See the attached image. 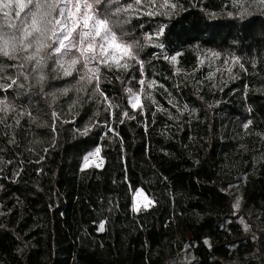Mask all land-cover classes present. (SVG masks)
Listing matches in <instances>:
<instances>
[{
	"label": "trees",
	"instance_id": "1",
	"mask_svg": "<svg viewBox=\"0 0 264 264\" xmlns=\"http://www.w3.org/2000/svg\"><path fill=\"white\" fill-rule=\"evenodd\" d=\"M176 2L119 0L142 70L49 62L39 86L0 56V264L264 263V8ZM138 189L154 205L134 212Z\"/></svg>",
	"mask_w": 264,
	"mask_h": 264
},
{
	"label": "snow or ice",
	"instance_id": "2",
	"mask_svg": "<svg viewBox=\"0 0 264 264\" xmlns=\"http://www.w3.org/2000/svg\"><path fill=\"white\" fill-rule=\"evenodd\" d=\"M101 3L106 7L98 9L97 6ZM110 3L117 5L115 11L108 6ZM133 3L138 7L140 0H133ZM256 6L264 8V0H256ZM164 7L175 9L178 7V0L176 3L165 4ZM235 7L240 10L244 5L236 3ZM132 11V5L127 8L119 7V0H94L93 3L88 0H0V56L19 61L16 65L17 76L31 79L34 85L39 86L45 80V69L49 62L55 66V71L65 77L72 76L74 72H83L80 79H87L89 83L93 79L98 81L99 67L96 65L99 64L127 70L131 67L129 61H135L142 70L143 62L139 60L138 53L133 51L134 47L141 46L122 42L110 27L111 18L120 17L121 13L130 15ZM243 14L240 13L241 16ZM13 16L16 22H13ZM164 29L165 25H161L156 36L163 35ZM156 47L163 49L164 46L157 44ZM161 54L168 58L165 53ZM213 56L218 54L213 53ZM170 60L175 63L176 56H171ZM234 62L238 63V60ZM90 65L93 66L89 67ZM3 71L0 66V73ZM12 84H17V80H12ZM140 84L143 85L144 80ZM128 91L132 96V107L136 108L139 97L131 89ZM4 103L5 101L0 100V104ZM55 115L53 113L54 117ZM124 116L127 117L128 113L125 112ZM99 152L100 149L97 148L94 153L84 158V168L90 166L92 156H98ZM141 200L144 208L153 203L142 189L135 190L132 209L134 212L140 211ZM235 207H239L238 201ZM104 227L101 222L100 231Z\"/></svg>",
	"mask_w": 264,
	"mask_h": 264
},
{
	"label": "rangeland",
	"instance_id": "3",
	"mask_svg": "<svg viewBox=\"0 0 264 264\" xmlns=\"http://www.w3.org/2000/svg\"><path fill=\"white\" fill-rule=\"evenodd\" d=\"M141 94L139 93L138 95H136V96H138L139 97V100L138 101H136V103L138 104V106L136 107V108H138V107H140L141 106V96H140ZM131 104H132V97H131ZM95 152V151H94ZM93 152V153H94ZM92 154V153H91ZM90 154V155H91ZM90 155H88V156H90ZM89 164H90V166H93V167H97L96 165L97 164H99L100 166L98 167V168H100V167H102V165H103V159L100 157V154L98 155V156H92V159L90 160V162H89ZM143 190V189H142ZM143 192L145 193V195L149 198V199H151L152 201H153V199L148 195V193H146L144 190H143ZM154 205V202L150 205V206H148L147 208H144L143 207V201L141 200L140 201V210L141 209H149L150 207H152ZM186 236L187 237H190L191 235L189 234V233H187L186 234Z\"/></svg>",
	"mask_w": 264,
	"mask_h": 264
},
{
	"label": "crops",
	"instance_id": "4",
	"mask_svg": "<svg viewBox=\"0 0 264 264\" xmlns=\"http://www.w3.org/2000/svg\"><path fill=\"white\" fill-rule=\"evenodd\" d=\"M261 264H264V263H261Z\"/></svg>",
	"mask_w": 264,
	"mask_h": 264
}]
</instances>
